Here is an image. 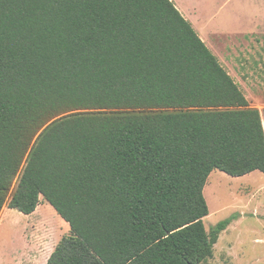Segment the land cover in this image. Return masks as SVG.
Segmentation results:
<instances>
[{"label":"trees","instance_id":"trees-1","mask_svg":"<svg viewBox=\"0 0 264 264\" xmlns=\"http://www.w3.org/2000/svg\"><path fill=\"white\" fill-rule=\"evenodd\" d=\"M215 169L264 172V109L172 0H0V214L55 208L47 264L207 262Z\"/></svg>","mask_w":264,"mask_h":264},{"label":"rangeland","instance_id":"rangeland-1","mask_svg":"<svg viewBox=\"0 0 264 264\" xmlns=\"http://www.w3.org/2000/svg\"><path fill=\"white\" fill-rule=\"evenodd\" d=\"M260 41L255 37V51L264 55ZM16 186L17 181L12 192ZM204 194L210 211L204 218L208 231L233 215L237 218L221 233L214 256L201 264H264V172L234 177L215 169ZM69 233L70 225L45 200L30 215L6 205L0 214V264H47Z\"/></svg>","mask_w":264,"mask_h":264},{"label":"crops","instance_id":"crops-1","mask_svg":"<svg viewBox=\"0 0 264 264\" xmlns=\"http://www.w3.org/2000/svg\"><path fill=\"white\" fill-rule=\"evenodd\" d=\"M240 85L252 106L264 104V0H172ZM241 61V63H239ZM69 224V223H68Z\"/></svg>","mask_w":264,"mask_h":264}]
</instances>
